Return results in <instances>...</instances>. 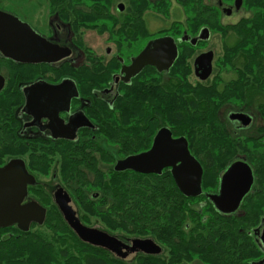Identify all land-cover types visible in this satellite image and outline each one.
I'll use <instances>...</instances> for the list:
<instances>
[{
  "label": "flooded vegetation",
  "instance_id": "af4514ba",
  "mask_svg": "<svg viewBox=\"0 0 264 264\" xmlns=\"http://www.w3.org/2000/svg\"><path fill=\"white\" fill-rule=\"evenodd\" d=\"M87 1L63 0L56 9L48 7L51 15L47 29H42L41 24L27 22L49 44L68 51L66 56L47 62L21 63L0 55V76L3 78L0 166L11 160L25 161L35 184L28 185L22 203L34 202L44 208L43 224L60 217L67 223L57 203V193L62 191L69 194L84 224L102 229L98 226L100 218L92 216L87 209L95 203L100 208L110 204L116 206L113 196L115 198L114 190L119 180L144 181L168 173L175 179L172 167L163 168L161 173L121 168V162L127 158L150 151L160 132L168 131L174 140L186 139L191 154L202 164L206 151L191 148L193 140L186 137L191 122L177 121L175 113H169L175 111H170L167 103L176 98L182 101L185 93L191 96L198 85L214 81L218 55L213 41L215 31L235 25L237 22L233 18L241 14L246 18L248 8L246 0H116L115 4L111 0L114 5L110 8L108 4L101 6L100 0H95L96 4L92 3L94 0ZM0 10L16 15L1 3ZM97 15L100 19L104 17L101 23L94 24L96 29L112 26V30H116L112 35L114 44L107 46L104 54L90 50L84 41L83 33L88 31L87 26ZM204 29L209 31V38L193 43ZM126 30H138V35L142 32L143 39L146 38L136 52L128 55L122 52L123 48L131 47L127 42L134 43L138 36H130ZM185 36L188 39H184ZM164 37L173 38L177 46L173 64L162 70L149 64L138 74L128 77L126 70L133 60L150 43ZM221 42L224 51L233 44L230 40ZM205 54L213 55L212 71L208 78L202 79L203 72L198 71L197 61ZM153 83L157 89L146 88ZM152 91L161 93L162 117L152 122L144 111L125 117V102H140V93ZM175 110L182 112L181 107ZM254 111L246 104L222 106L217 114L226 138L237 144L247 137L264 140L261 115ZM241 113L250 116L249 126L244 127L241 119L233 118ZM233 157L219 177L218 189L205 195L219 192L221 177L232 163L245 160L252 167L243 154L238 152ZM254 176L256 181L255 171ZM176 186L179 188L177 182ZM110 189L112 196L106 194ZM206 199L212 204L207 196ZM36 224L39 225L33 222L31 228ZM258 228L261 232L264 230V221ZM111 234L126 242L132 239L120 233ZM256 240L260 245L258 235ZM261 248L264 250V246Z\"/></svg>",
  "mask_w": 264,
  "mask_h": 264
},
{
  "label": "trees",
  "instance_id": "16d2710c",
  "mask_svg": "<svg viewBox=\"0 0 264 264\" xmlns=\"http://www.w3.org/2000/svg\"><path fill=\"white\" fill-rule=\"evenodd\" d=\"M62 1L51 0V5L56 9ZM246 2L254 13L233 26L236 42L226 52L230 57L226 61L228 66L239 75L225 89L222 101L247 99L264 115V0ZM243 82L248 85L246 89ZM156 87L153 83L146 88ZM223 92L200 84L192 97L188 92L184 94L182 112L175 110V104L167 103V108L175 111L169 113H175L177 121L195 122L188 126L186 137L193 140L191 148L206 151L201 160L202 194L186 195L170 173L144 181L124 178L114 190L116 206L100 208L95 203L87 209L111 233L122 230V235L153 238L162 247L161 253L138 254L128 261L117 259L109 251L80 240L60 217L54 222L33 225L28 232L16 226L0 228V264H184L194 260L202 264H256L263 259L264 250L254 232L264 221V140L247 137L255 142L249 146L247 138L238 144L226 138L217 115L222 101L217 103L213 98ZM258 92L263 97L257 96ZM140 96V102H125V117L143 111L152 122L162 117L159 91ZM238 152L251 163L256 174L255 186L237 213L225 215L207 201L205 193L218 189L221 172ZM106 194L112 196L113 192L110 189Z\"/></svg>",
  "mask_w": 264,
  "mask_h": 264
},
{
  "label": "water",
  "instance_id": "95a60500",
  "mask_svg": "<svg viewBox=\"0 0 264 264\" xmlns=\"http://www.w3.org/2000/svg\"><path fill=\"white\" fill-rule=\"evenodd\" d=\"M209 31L204 29L198 38L208 39ZM184 39H188L187 36ZM68 51L52 46L45 37L36 32L29 23L18 16L0 10V55L21 63L47 62L64 57ZM177 57V46L171 37L157 39L143 50L127 68L128 77L138 74L146 65H156L160 70L169 68ZM212 54L201 56L197 64L202 71V79L212 71ZM3 78L0 76V88ZM233 118L242 120V125L251 124V118L245 113ZM165 167H172L176 182L188 196L202 194L204 169L195 158L186 139H172L168 131H162L148 152L132 156L121 162V168H132L143 173H161ZM255 181L254 171L245 160L232 163L221 177L219 192L208 193L207 198L222 214L230 215L240 210L245 197L251 192ZM35 184L34 176L28 173L25 161L16 159L0 166V228L16 225L21 231L31 230L33 222L42 225L45 209L31 202L23 204L28 185ZM57 203L67 224L80 240L109 251L115 258L128 261L138 254L153 255L159 247L153 238H132L128 242L106 230L84 224L77 215L75 204L66 192L58 191ZM260 246H264V230H255ZM264 264V258L255 262Z\"/></svg>",
  "mask_w": 264,
  "mask_h": 264
},
{
  "label": "rangeland",
  "instance_id": "374dc122",
  "mask_svg": "<svg viewBox=\"0 0 264 264\" xmlns=\"http://www.w3.org/2000/svg\"><path fill=\"white\" fill-rule=\"evenodd\" d=\"M88 1H87V3H88ZM120 1H124V0H120ZM49 2H50V5H49ZM90 2H92V1H90ZM94 2H95V0L92 3L96 4ZM99 2H100L99 4L101 6L108 4L107 7L110 8V6L113 3L115 4L116 0H114L112 4H111V0H100ZM0 3L2 6L7 8V10L15 13L16 16H18L23 21L29 22L30 24H36V25L41 24L39 26H41L42 29H47L48 19H49V16L51 15V12H49L48 7L53 9V7L51 5V0H0ZM246 6L248 8L246 18L251 17L254 13V10L249 8L248 2H246ZM241 15L233 18V21L237 22L235 25H237L242 19H244L243 17H245V16H241ZM99 16H100V14H99ZM99 16L97 15V17H95V20L92 21L87 26L88 31H86V32L84 30H81V31L85 32V33L82 32L84 34L85 45L89 46L90 50L92 49L94 51H97L99 54H104L107 46H113L114 42L112 41V39H113L112 35H113L114 31H116V30L113 31L112 26H110L104 30L96 29L97 26L94 24L95 23H101L103 21L102 19L104 17L103 16L100 19ZM235 25L227 26L226 29L221 30V31L216 30L215 34H214L215 36L213 38V41L216 44V50L218 52L217 63H216L217 69L215 71L214 81L207 83V85H205V86L208 88L216 89L217 92H218V89H220L221 91L224 90L223 93L216 94L213 97L215 99V102H217V103L218 102L220 103L222 101V97L225 94V89H227V87L229 85H232L231 83L233 81H235L239 75V72L237 70H234L231 66H228L226 61H228L230 57L226 55L227 47L225 48V51H224V44H222V42H221V41H225V40H230L231 42H233V44H235L236 37L233 34L234 33L233 32V26H235ZM223 32H226V35H224ZM126 33L130 36L135 35V36H138L142 39V40L138 41L139 38L135 37L134 43L127 42L128 44H130L131 47L123 48L122 52L125 55H128L130 53L136 52L141 47V45H143V43H145L146 38L143 39V37H142L143 33L142 32H141L142 35H138V30H134V31L126 30ZM129 40H132V37H129ZM233 44H231L230 46H232ZM124 46H126V45H124ZM212 83H213V85H210ZM242 84L244 85V88L246 89L248 86V85L246 86V82H243ZM235 92L237 93V91H235ZM262 95H263L262 92L257 93V96H262ZM235 97H237V96L235 95ZM170 102L172 104H175V107H179V108L181 107V104H180L181 101L178 98H176L175 100H170ZM226 103H233V104L235 103L239 106H243L246 104L248 106V109L253 107L255 109L254 113L257 114L259 112L261 115L260 116L261 117L260 123L264 124V115L262 114V110L258 106H256L255 104H252V102H248L247 99L246 100L241 99V98L227 99L225 101H222V103L220 104V106L218 107L217 110L219 111V109L222 108V106H224ZM194 123H195L194 120H192L191 123H189V124L192 126ZM218 123H219V118H218ZM248 135H249V132H248ZM249 138H247V140H246L247 145L252 146L253 143H255V142H253V140H250ZM251 139H254V138H251ZM257 141H260V140L257 139ZM207 148H209V145ZM213 153L215 155H217V153H215V151ZM227 156H228V154H227ZM244 157H246V156L244 155ZM221 174H222V172H221ZM49 178H47V179H49ZM92 221H95V218H92ZM94 226H96V225L94 224ZM98 226L101 227L102 229H105L100 224ZM121 232H122V230H118L115 233H118V234L120 233V235H122ZM131 237L134 238L133 236H131ZM135 238H139V237H135ZM156 251H157L156 253H161L163 251L162 247L159 246ZM184 264H202V263L194 260L191 263H184Z\"/></svg>",
  "mask_w": 264,
  "mask_h": 264
}]
</instances>
